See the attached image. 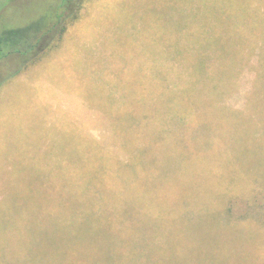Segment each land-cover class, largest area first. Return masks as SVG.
Here are the masks:
<instances>
[{
  "label": "rangeland",
  "instance_id": "rangeland-1",
  "mask_svg": "<svg viewBox=\"0 0 264 264\" xmlns=\"http://www.w3.org/2000/svg\"><path fill=\"white\" fill-rule=\"evenodd\" d=\"M67 1L0 0V36L18 32L7 41L11 46L3 45V54L9 48L17 53L0 60V211L12 197L25 194L27 182L52 178L60 163L75 162L71 149L80 144L78 150L85 151L87 138L102 144L114 129L107 115L116 123L126 113L138 115L136 108L120 110L125 100L138 99V69L148 78L172 66L168 53L160 59L154 53L156 33H185L202 6V0H83L76 19L69 15L77 0L62 12ZM255 8L247 26L249 43L235 70L231 130L201 129L219 121L191 117L169 135L181 156L196 146L214 163L212 174L191 171L190 178L203 184L212 180L216 193L203 194L200 206L185 201L171 171L166 183L177 193L141 190L143 199L136 198L135 213L126 218L134 228L126 230L124 240L114 234L111 238L120 242H0V259H31L35 256L28 252L36 248L50 258L99 264H171L174 259L264 264V5ZM64 20L67 30L60 36ZM33 42L37 47L31 53ZM74 130L87 138L80 141L74 133L72 139L68 135ZM169 169L175 165L164 167ZM155 202L162 207L159 217L152 211ZM181 208L196 213L189 233L177 213ZM145 234L149 239L136 240Z\"/></svg>",
  "mask_w": 264,
  "mask_h": 264
},
{
  "label": "trees",
  "instance_id": "trees-1",
  "mask_svg": "<svg viewBox=\"0 0 264 264\" xmlns=\"http://www.w3.org/2000/svg\"><path fill=\"white\" fill-rule=\"evenodd\" d=\"M82 1L77 0L69 18H79ZM72 2L74 0L62 4V12L71 8ZM257 4L264 5V0H202L200 17H193L199 21L188 20L185 33L172 32L164 37L156 33V39L152 41L156 45L154 53L158 59L168 53L172 66L165 70L159 68L148 78L142 69H138V99L125 100L120 109L125 113L136 108L138 115L126 113L117 123L112 115H107L109 126L114 129L110 128L104 134L102 144L88 139L81 130L66 134L75 133L80 141L87 138V149L78 150V144L75 151L71 149L75 162L60 163L54 177L29 181L24 195L10 199L7 210L0 211V242H120L117 236L111 237L118 234L124 240L126 230L134 228L126 218L134 212L136 198H142L141 190H151V194L153 191L177 190L183 200L193 199L199 206L203 194L216 193L212 180L203 184L190 178L191 171L205 170L206 174H212L214 163L206 162L196 146L189 156H181V149L169 135L191 117L193 120L202 117L219 121L211 127L203 124L201 129L231 130L235 70L249 43L247 26L255 16ZM61 25L60 36H63L67 21ZM16 35L18 32L12 31L7 36H0V60L17 53L9 48L3 54L4 43L11 46L7 41ZM36 47L33 42L31 53ZM176 62L182 66L176 67ZM203 101L205 106L201 105ZM108 108L113 107L108 103ZM65 153L66 150H62V155ZM172 164L175 170H164ZM171 171H175L172 179L176 181V190L166 183ZM175 199L177 195L172 200ZM152 211L156 217L161 215L162 207L158 202L154 203ZM177 213L181 214L188 233L190 228L192 231L196 213L184 208ZM147 239L145 234L136 240ZM191 241L199 242L193 236ZM36 251L35 248L28 252L35 256L31 259L4 258L0 259V264H99L74 258L58 260L50 258L43 250L40 254ZM170 263L197 264L188 259H174Z\"/></svg>",
  "mask_w": 264,
  "mask_h": 264
}]
</instances>
